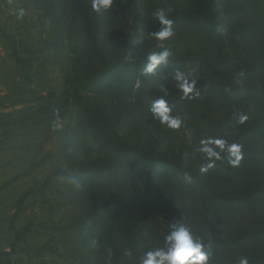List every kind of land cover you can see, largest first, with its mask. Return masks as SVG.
<instances>
[{
	"label": "rangeland",
	"instance_id": "obj_1",
	"mask_svg": "<svg viewBox=\"0 0 264 264\" xmlns=\"http://www.w3.org/2000/svg\"><path fill=\"white\" fill-rule=\"evenodd\" d=\"M159 7L173 9L165 40L151 35ZM165 50L166 62L146 72ZM177 70L195 80L191 98ZM226 79L240 87L231 95L216 88ZM161 98L181 128L153 116ZM86 110L145 155L181 156L210 187L160 169L150 200L149 166L133 172L138 161L113 155L85 127ZM210 137L243 145L240 166L228 152L205 158L198 149ZM263 185L264 0H114L100 13L91 0H0V264H141L176 222L210 240L209 264H264L249 259L264 235L240 237L264 225V209L244 206Z\"/></svg>",
	"mask_w": 264,
	"mask_h": 264
},
{
	"label": "clouds",
	"instance_id": "obj_2",
	"mask_svg": "<svg viewBox=\"0 0 264 264\" xmlns=\"http://www.w3.org/2000/svg\"><path fill=\"white\" fill-rule=\"evenodd\" d=\"M114 0H91V8L94 12L100 13L113 6ZM173 9L171 7H159L152 12L155 21L159 22L160 29L151 33L158 40H165L174 35L171 19ZM24 10L20 9L18 19L23 18ZM169 55L167 50L159 55H150L149 63L145 67L146 72H154L158 65L165 63ZM126 61L131 60V56L125 57ZM177 86L183 91L185 97L192 93L195 88V80L189 82V77H185L179 70L176 71ZM163 90V87H161ZM198 94V93H197ZM153 116L160 120L161 124L167 125L171 129H179L184 125V120L180 116L170 115L171 109L167 106L166 100L161 98L153 103L150 108ZM248 120L246 115H240L239 123L244 124ZM201 147L198 149L208 160L222 159V153L228 152L234 159L229 160L232 167H239L243 160L242 147L237 143H228L224 138H208L200 141ZM216 149H219L217 151ZM214 167V163H209L206 167H201L202 173ZM164 246L156 247L146 251L141 258V264H209L212 251L205 244L204 239L194 233L192 227L184 222H176L170 225L169 232L164 236ZM131 256V252H127ZM239 264H249L247 257H241Z\"/></svg>",
	"mask_w": 264,
	"mask_h": 264
},
{
	"label": "trees",
	"instance_id": "obj_3",
	"mask_svg": "<svg viewBox=\"0 0 264 264\" xmlns=\"http://www.w3.org/2000/svg\"><path fill=\"white\" fill-rule=\"evenodd\" d=\"M219 80H213V82ZM212 82V83H213ZM216 88L225 90L228 95H231L240 87H233L230 84V81L226 79L221 83L217 84ZM258 87H252L253 91H257ZM182 92L178 93L177 100L181 101ZM167 99V98H166ZM171 101V100H170ZM173 103V101H171ZM80 101L78 102L79 105ZM86 118H85V127L90 128L92 131L96 133L98 136L99 142L107 144V148H109L110 152L116 157L126 159L128 162L132 161L131 159L138 161L137 163L132 162L131 170H135V167L139 163L145 164L147 167L149 166L148 177L149 185L146 186V192L148 191L147 197L151 200L153 197V177L152 173L155 175L160 169L166 171L167 174L171 173L170 179L175 180L178 183H191L195 188L199 190H205L210 187V182L207 179L202 178L199 172H193L188 170L181 156L178 157H162L156 156L153 152H147L146 155L141 152L140 145H127L122 139L119 137L118 132L116 130V125L113 122H110L104 115L94 111L86 110ZM251 127V126H250ZM134 172V171H133ZM261 188V187H260ZM258 189L256 192L248 196L244 202V206L248 211L252 214H256L264 209V185L261 189ZM264 235V225L254 226L249 229L243 230V233L240 237H245L247 241H251L254 238H258ZM228 241L231 244L237 242V239L226 240V245L228 246ZM210 240L205 244L209 245ZM216 243H220L217 241ZM210 246V245H209ZM253 261H261L264 259V251L256 252L251 258Z\"/></svg>",
	"mask_w": 264,
	"mask_h": 264
}]
</instances>
